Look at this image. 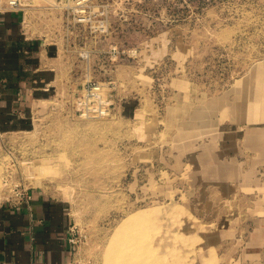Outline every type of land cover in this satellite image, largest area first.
<instances>
[{
  "label": "rangeland",
  "instance_id": "rangeland-1",
  "mask_svg": "<svg viewBox=\"0 0 264 264\" xmlns=\"http://www.w3.org/2000/svg\"><path fill=\"white\" fill-rule=\"evenodd\" d=\"M26 2L0 6L59 46L57 75L32 123L0 132V202L16 183L67 199L73 264H220L214 247L202 259L203 232L218 230L191 211L189 165L173 173L150 153L189 160L220 118H262L264 0H93L88 22ZM89 81L105 114L78 109Z\"/></svg>",
  "mask_w": 264,
  "mask_h": 264
},
{
  "label": "crops",
  "instance_id": "crops-1",
  "mask_svg": "<svg viewBox=\"0 0 264 264\" xmlns=\"http://www.w3.org/2000/svg\"><path fill=\"white\" fill-rule=\"evenodd\" d=\"M19 18L0 6V132L28 126L30 112L32 123L36 105L55 89L59 46L26 35ZM244 119L220 118L208 143L188 146L189 160H165L159 150L149 158L177 174L189 165L191 211L218 230L203 232L202 259L214 247L220 264H264V114ZM32 194L29 204L0 202V264H73L68 200L41 187Z\"/></svg>",
  "mask_w": 264,
  "mask_h": 264
},
{
  "label": "built area",
  "instance_id": "built-area-1",
  "mask_svg": "<svg viewBox=\"0 0 264 264\" xmlns=\"http://www.w3.org/2000/svg\"><path fill=\"white\" fill-rule=\"evenodd\" d=\"M62 2L69 15L78 22H88L93 20L96 12L92 10L93 0H55ZM6 7L9 9H21L24 4L23 0H5ZM109 101L103 98L101 85L96 81H89L86 92L79 94L76 99L78 109L84 115L105 114L108 111ZM32 187L16 183L14 194L15 203L29 204L32 199ZM72 239V238H71ZM73 240V239H72Z\"/></svg>",
  "mask_w": 264,
  "mask_h": 264
},
{
  "label": "bare ground",
  "instance_id": "bare-ground-1",
  "mask_svg": "<svg viewBox=\"0 0 264 264\" xmlns=\"http://www.w3.org/2000/svg\"><path fill=\"white\" fill-rule=\"evenodd\" d=\"M26 1H30V0H23V4L27 3ZM53 2V1H51ZM60 3V2H59ZM40 161V160H39ZM35 164V163H34Z\"/></svg>",
  "mask_w": 264,
  "mask_h": 264
}]
</instances>
